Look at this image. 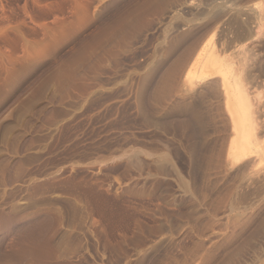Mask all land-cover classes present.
Returning <instances> with one entry per match:
<instances>
[{"label":"rangeland","instance_id":"1","mask_svg":"<svg viewBox=\"0 0 264 264\" xmlns=\"http://www.w3.org/2000/svg\"><path fill=\"white\" fill-rule=\"evenodd\" d=\"M0 264H264V0H0Z\"/></svg>","mask_w":264,"mask_h":264},{"label":"bare ground","instance_id":"2","mask_svg":"<svg viewBox=\"0 0 264 264\" xmlns=\"http://www.w3.org/2000/svg\"><path fill=\"white\" fill-rule=\"evenodd\" d=\"M213 40L211 37L204 42L202 47L199 49V51L195 55V58L193 62L191 63L189 69L187 70V72H185L186 73L185 77L187 78L192 77L193 74H194V77H196L197 75L195 73H200L199 75H204V74L206 75V73H212V74L215 72L217 73V76H219L220 81H221L220 83H221V86H222L221 88L224 94L225 107L233 121L234 128L233 127L232 128L237 134L236 141L235 142L233 141V144L234 143L235 144L231 145L230 150H232V146H233L234 148L233 152H235L234 154L243 155L248 150V147H249L247 146L248 144L247 140L249 139V138L247 139V137L249 136L248 133H250L251 131V128L249 127V122L252 121L250 119L248 122L249 112H250L249 111L250 102L248 101L250 100L245 93L246 91H245L244 85H242L243 83L238 79H234V73H233L234 66H232L231 63L229 62L226 64H221L223 63L221 61V58L220 60L218 58H217L218 60H216V57L218 55L216 54L215 56L213 55L214 54L213 50H215ZM190 73H191V76H190ZM212 74H209V75H212ZM192 79L193 78H191V80ZM250 115H253V114H251L250 112ZM256 148H259V147H256Z\"/></svg>","mask_w":264,"mask_h":264}]
</instances>
